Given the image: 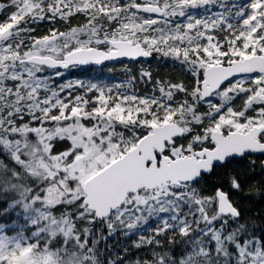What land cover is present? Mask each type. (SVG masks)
Returning a JSON list of instances; mask_svg holds the SVG:
<instances>
[{
  "label": "snow or ice",
  "instance_id": "snow-or-ice-1",
  "mask_svg": "<svg viewBox=\"0 0 264 264\" xmlns=\"http://www.w3.org/2000/svg\"><path fill=\"white\" fill-rule=\"evenodd\" d=\"M0 203V264H264V0H0Z\"/></svg>",
  "mask_w": 264,
  "mask_h": 264
},
{
  "label": "rangeland",
  "instance_id": "rangeland-1",
  "mask_svg": "<svg viewBox=\"0 0 264 264\" xmlns=\"http://www.w3.org/2000/svg\"><path fill=\"white\" fill-rule=\"evenodd\" d=\"M130 67L135 73L140 65L128 64L125 62V65L120 64H108V65H91L89 67H75L71 68L66 73V79L68 80H84L87 82H104V83H119L121 80L125 79L123 75V68ZM153 72H159L161 76L168 75L172 72L171 67H165L163 61L159 63L157 61L152 62ZM112 244H115V241H109Z\"/></svg>",
  "mask_w": 264,
  "mask_h": 264
},
{
  "label": "trees",
  "instance_id": "trees-1",
  "mask_svg": "<svg viewBox=\"0 0 264 264\" xmlns=\"http://www.w3.org/2000/svg\"><path fill=\"white\" fill-rule=\"evenodd\" d=\"M82 22L83 21H80V20H74L72 23H73V25H76V24H79V23H82ZM48 27H49V25H41V27L38 29V31L44 32V31H46V29ZM57 27H60L61 30H64L62 25H57ZM2 207H4V205L2 203H0V208H2ZM12 219H15V217L14 216H11V217H0V222H9Z\"/></svg>",
  "mask_w": 264,
  "mask_h": 264
},
{
  "label": "water",
  "instance_id": "water-1",
  "mask_svg": "<svg viewBox=\"0 0 264 264\" xmlns=\"http://www.w3.org/2000/svg\"><path fill=\"white\" fill-rule=\"evenodd\" d=\"M86 66H89V65H82V67H86Z\"/></svg>",
  "mask_w": 264,
  "mask_h": 264
}]
</instances>
